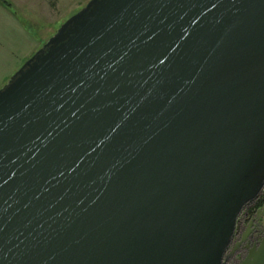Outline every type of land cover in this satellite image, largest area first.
Segmentation results:
<instances>
[{"label": "water", "instance_id": "95a60500", "mask_svg": "<svg viewBox=\"0 0 264 264\" xmlns=\"http://www.w3.org/2000/svg\"><path fill=\"white\" fill-rule=\"evenodd\" d=\"M263 188L264 0H90L0 89V264H224Z\"/></svg>", "mask_w": 264, "mask_h": 264}, {"label": "rangeland", "instance_id": "374dc122", "mask_svg": "<svg viewBox=\"0 0 264 264\" xmlns=\"http://www.w3.org/2000/svg\"><path fill=\"white\" fill-rule=\"evenodd\" d=\"M90 0H57L58 4L54 5L55 13L53 17L48 16V20L44 22L36 23L37 25L45 23L48 28H52L46 32L38 26L31 25V31L37 38L35 39V45L29 44V39L22 35H17V32L10 30L7 35V41L10 45H13V54L5 55L0 50V60L4 59L0 64V89L8 83L10 78L44 45L48 40L55 35V33L60 29V27L70 19L74 14L82 10ZM55 21V22H54ZM35 24V23H33ZM51 24V25H49ZM14 33V36H13ZM4 41V39H3ZM4 44L0 43V46ZM30 48V49H29ZM29 49V51H28ZM28 51V52H27ZM27 52V53H26ZM25 53V55H22ZM28 56V57H27Z\"/></svg>", "mask_w": 264, "mask_h": 264}, {"label": "crops", "instance_id": "0c3cea01", "mask_svg": "<svg viewBox=\"0 0 264 264\" xmlns=\"http://www.w3.org/2000/svg\"><path fill=\"white\" fill-rule=\"evenodd\" d=\"M8 1L10 2V6H6L0 3V43L4 42V44L0 46V50L5 55V57L9 54H13L14 48V46L10 45L7 41L8 32L10 30H14L15 32H17V35L20 34L29 39L28 42L30 44V47L32 44L35 45V39L37 38V36L33 32H29V30L31 29L30 24L45 29L46 32L52 29L51 27L48 28V25L45 23L39 25H37L36 23H39L41 21L44 22V20L50 21L47 17L51 16L52 18L53 15L56 14L53 6L58 4L57 0ZM22 55H25V53H22ZM2 61H4V59L0 60V64L2 63Z\"/></svg>", "mask_w": 264, "mask_h": 264}, {"label": "flooded vegetation", "instance_id": "af4514ba", "mask_svg": "<svg viewBox=\"0 0 264 264\" xmlns=\"http://www.w3.org/2000/svg\"><path fill=\"white\" fill-rule=\"evenodd\" d=\"M264 242V188L257 200L245 207L238 218L237 230L224 257V264H244Z\"/></svg>", "mask_w": 264, "mask_h": 264}, {"label": "trees", "instance_id": "16d2710c", "mask_svg": "<svg viewBox=\"0 0 264 264\" xmlns=\"http://www.w3.org/2000/svg\"><path fill=\"white\" fill-rule=\"evenodd\" d=\"M0 3L6 5V6H10V2L8 0H0Z\"/></svg>", "mask_w": 264, "mask_h": 264}]
</instances>
